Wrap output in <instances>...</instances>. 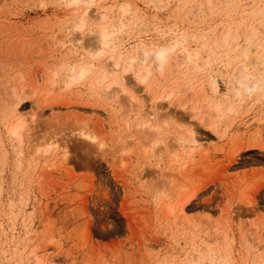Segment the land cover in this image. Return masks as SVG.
<instances>
[{
    "label": "rangeland",
    "instance_id": "obj_1",
    "mask_svg": "<svg viewBox=\"0 0 264 264\" xmlns=\"http://www.w3.org/2000/svg\"><path fill=\"white\" fill-rule=\"evenodd\" d=\"M147 1L104 0L99 4L106 8L105 21L89 19L77 33L70 28L77 11L62 0H0V264H189L190 257L197 264H216L218 260L220 264H264V90L262 94L254 91L242 101L227 90L230 74L241 65L248 66L251 76L264 74V69L257 71L261 65L244 61L240 53L245 38L251 36L247 35L249 27L261 19L264 22V18L252 21L254 0V6L246 7L240 15L241 8L232 10L236 0L229 6L212 0L213 13L203 0L188 2V6H183L184 0H171L167 6L165 0ZM121 6L129 8L124 23L131 20L130 33H118L120 38L116 35L115 41L124 40L116 45L122 56L115 50L112 61L104 55L97 64L88 54L95 45L94 35L88 31L100 26L99 22L112 25L110 29L115 31ZM199 7L205 15L196 11ZM95 9H89L90 15L98 17ZM173 22L188 34L213 27L209 47L214 31L219 37L229 26L234 30L242 23V27L232 34V47L222 55L210 57L203 49L204 40L187 43L189 50L201 52L202 67L204 60L214 61L207 73L205 69L196 72L189 65L179 67L177 49L168 59L162 81L155 77L148 88L141 90L142 86L133 83L136 80L132 74L142 64L136 61L130 73L123 71L132 54L129 49L136 44L145 49L157 46L166 40L160 38L158 30L173 26ZM263 35L264 27L255 43ZM74 37L85 50L67 43ZM261 42L255 45L259 50H252L251 59L262 55L264 40ZM236 44L239 49L232 54ZM116 60L120 62L112 77L110 66ZM87 64L92 68L86 76L64 85L70 66ZM152 71L155 74L154 66ZM103 73L106 80L97 83L96 77ZM209 76L218 80V93L209 86ZM112 79H117L127 96L134 85L139 87L136 97L140 102L135 111L140 110V114L141 101L148 110L153 96L167 94L174 82L177 84L170 100L159 102L164 106L161 113L172 115L169 127L162 128L160 140L151 137L148 127L147 131L143 126L132 128L141 115L130 121L124 118L129 104L125 93H118L119 103L110 98L112 94L104 93L103 87ZM189 80L195 83L192 93L184 87ZM116 86L109 89L113 95L119 90ZM200 94L206 95L204 99ZM194 102L201 113L206 106L220 105V119L212 120L213 113L206 107L207 113L195 111L199 114H195V120L191 112ZM201 115L207 117H202L203 123L199 121ZM205 119L213 121L216 132ZM15 123L21 125L19 142L10 135ZM188 130L198 140L199 148L196 143L192 161L178 176L173 171L176 163L170 149L177 146L180 136H188ZM84 135L95 138V142ZM157 143L158 148L151 146ZM178 146L179 154L183 149ZM62 147L66 156L61 159L57 150ZM148 149L151 154L143 151ZM179 204L184 206V216L178 211Z\"/></svg>",
    "mask_w": 264,
    "mask_h": 264
},
{
    "label": "bare ground",
    "instance_id": "obj_2",
    "mask_svg": "<svg viewBox=\"0 0 264 264\" xmlns=\"http://www.w3.org/2000/svg\"><path fill=\"white\" fill-rule=\"evenodd\" d=\"M63 1V3L65 4V5H67L66 7H74L75 9L74 10H76L77 11V14H76V16L74 17L75 18V23H73V25H72V27H71V24H70V28H71V30L72 31H74V32H77V33H79V32H81L82 30H83V28H85V26L87 25V23H88V21H89V19H91L92 21L94 20H100L101 22L102 21H105V16H106V8H105V6L102 4V6L100 5L101 4V2L102 1H104V0H62ZM111 1V0H110ZM152 0H148L147 2L149 3V2H151ZM164 0H157V2H155V3H161V2H163ZM171 0H165V6H167V5H170V2ZM202 1V0H201ZM204 2H205V5L208 7V9L210 10V13H213V12H211V4H213V2H212V0H203ZM214 1V0H213ZM216 1V0H215ZM215 1H214V3H215ZM219 1V0H218ZM224 2L226 5L229 3H231L232 2V0H220V2ZM181 2V1H180ZM188 2L189 3H191V4H194L193 2H195V0H184V2H183V6H188V5H190V4H188ZM197 3H198V6H200L201 8L203 7L202 5H204V4H202V3H199L198 1H196ZM203 2V3H204ZM251 2V3H250ZM254 2H255V6L253 5V0H236V5L235 6H233L234 5V2H233V9L232 10H234V9H239V8H241V9H239V11H238V13H239V15L240 14H242V12L244 11V9L246 8V7H251L252 5L254 6V8L255 9H253V16H252V21L254 20V19H256V18H258V17H260V19L261 18H264V0H254ZM62 3V4H63ZM100 3V4H99ZM223 3V4H224ZM188 4V5H187ZM215 4H219L218 2H216ZM221 4V3H220ZM224 4V5H225ZM229 4H228V6H229ZM158 5V4H157ZM223 5V6H224ZM225 5V6H226ZM64 6V5H63ZM92 6H95L96 7V11L99 13V14H97L98 15V17H95L96 15H94V16H91L90 14V12H89V9L92 7ZM100 6V7H99ZM191 7V6H190ZM200 7L199 8H197V12H202V10L200 9ZM236 7V8H235ZM64 8H65V6H64ZM165 8V7H164ZM213 8H214V5H213ZM223 8H225V7H223ZM227 8H229L230 9V7H227ZM190 9V8H189ZM207 9V8H206ZM73 10V11H74ZM99 10H100V12H99ZM209 10H207V11H209ZM214 9H212V11H213ZM95 11V12H96ZM103 11V12H102ZM132 11H133V9H132ZM189 11V10H188ZM190 11H193V10H190ZM196 11H195V13H196ZM237 10H235V12H236ZM116 12H117V10H116ZM119 12V18L121 17L122 18V20H116V22L118 21V24L116 25V27H114L115 28V31H114V29H113V31L110 29V27L112 26H108V25H101V23L99 22V24H100V26H92L93 27V30H89L88 31V33L91 35H94V37L93 38H95V45H93V47H94V49H91V51L90 52H88V54L91 56V57H93V58H95L94 60L95 61H97V64H99V61L101 60V58H104V55L106 56V55H108V56H106L107 58H109V61L111 60H113L114 59V55H116V54H118V48L116 49V45L118 46V45H120V43L121 42H124V40L123 39H120V40H122L120 43L116 40L115 41V39H118V38H120V35H121V33H125V34H128V32L130 31V29H129V26L131 25V20H130V22L128 23L127 22V24H125L124 23V21L126 20H124L123 21V19L125 18V16H126V14L129 12V8L127 7V6H121L120 7V11H118ZM218 12V11H217ZM203 14H204V12H202ZM209 13V12H208ZM216 13V12H215ZM238 13H237V15H238ZM197 14V13H196ZM199 14V13H198ZM73 15V14H72ZM108 15H109V13H108ZM107 15V16H108ZM205 15V14H204ZM209 15V14H208ZM213 15V14H212ZM211 15V16H212ZM239 15H238V17H239ZM206 17H207V15H206ZM105 18V19H104ZM120 18V19H121ZM135 18H136V16H135ZM131 19H133L132 17H131ZM205 19V18H204ZM90 20V21H91ZM127 20H128V18H127ZM242 20V19H241ZM241 20H240V22H241ZM264 20V19H263ZM70 21V20H69ZM236 21H238V20H236ZM236 21H235V23H236ZM71 22V21H70ZM137 22V21H136ZM140 22V21H139ZM193 22H195V21H193ZM193 22H192V24H193ZM244 21H242V23H243ZM248 22H250V20L248 21ZM145 23V22H144ZM174 24H175V22H173ZM172 23V24H173ZM196 23V22H195ZM209 23V22H208ZM227 23V22H226ZM238 23H239V21H238ZM242 23H240L239 25H237L238 27L241 25V27H242ZM103 24V23H102ZM108 24V23H107ZM133 24H135V23H133ZM132 24V25H133ZM173 24V26H171L170 25V27H165V28H160L158 31H160V32H158V31H156V32H158V35L160 36V38L162 37V38H164L165 37V39L166 40H164V42H163V40H162V42H160V43H158V45L157 46H155V47H152L151 49H145V47L142 45V44H136V46L134 47V49H129V50H131V52L130 53H132L131 54V56H129L128 57V59H127V62H125V65L123 66V71L124 72H127V73H130L131 71H132V69H133V66H134V63L136 62V61H139L141 64H139V66L141 65L142 67H138L137 69H136V71L138 70V72L136 73V74H132L133 76L135 75V82H133V83H136V85H138L139 87H141V90H142V88H148L150 85H151V83L153 82V81H155L156 79L157 80H159V81H162V76H163V71H164V68L166 67V65H167V63H169L168 62V59L170 58V56H171V54L175 51L176 52V50L177 49H179V51H178V64H179V67H181V66H187V65H189V66H192V68L193 69H195L196 70V72L197 71H199L200 73H201V70H204V72H206V70H208L209 68H210V66L212 65V63L214 62L211 58H208V59H206V60H204V62H203V64H204V66L202 67L200 64H199V62H200V56H202V54H201V52L200 51H197V49L196 50H189L190 48L188 47V45H187V43L190 41V40H204L206 43L204 44V43H202V44H204L203 45V49L204 48H206L207 50L206 51H208L207 53H209L210 54V57H214L215 55H217L218 53L219 54H221L222 55V53H226L227 52V50H229L230 49V43H231V41H230V43H229V40H230V38H231V36H232V34H234L235 32L237 33L238 32V27H236V28H234V30H232L231 28H230V26H229V28H226V29H224V31L222 32V33H220L221 35L218 37L217 36V31H214L215 33H214V36H212V35H210V37H214V39H213V43L210 45V47H209V44H210V42H208V40H210L209 38H208V36H209V34H211V33H213V27H209V29L208 30H206V32H202V33H198L197 31H195V32H193V33H190V34H188L187 32H186V30H184V29H182V28H179V27H177V25L175 24L174 25ZM244 24V23H243ZM154 25V24H153ZM196 25V24H195ZM225 25V24H224ZM247 25V24H246ZM133 26H135V25H133ZM184 26V25H183ZM236 26V25H235ZM113 27V26H112ZM132 27V26H131ZM157 27H158V25H157ZM172 27V28H171ZM225 27V26H224ZM245 27V26H244ZM262 27V32H261V30H260V28ZM263 27H264V22L262 21V19H261V21L256 25V26H253V27H249V29H248V32H247V35H251V36H248V38L246 37L245 39H246V41H245V43H246V45H245V47H244V49L241 51V49H240V53H241V57H242V59L244 58V61H252V65H254V66H258V65H261V66H259L260 68L259 69H257V71L259 70V72L260 71H262L263 69H264V46H261L260 47V49L261 50H263V52H262V55H263V58H261V56L262 55H260V56H258V55H254V57L251 59L250 57H251V53H252V50L253 49H258L259 50V48H256L255 47V45L256 44H259V46H260V42H261V44L263 43V40H264V35H263V37L260 39L259 38V40H258V42L257 43H255V39L257 38V37H259V34L260 33H263ZM68 28H69V26H68ZM140 28V27H139ZM143 28V27H142ZM218 28V27H217ZM88 29H89V27H88ZM133 29V28H132ZM136 29V28H135ZM157 29V28H156ZM155 29V30H156ZM70 30V29H69ZM149 30V29H148ZM155 32V33H156ZM118 33H120V35L118 34ZM130 33V32H129ZM75 34V33H74ZM119 35L118 36V38L116 37V35ZM258 34V35H257ZM76 35V34H75ZM91 35V36H92ZM76 37V36H75ZM75 37L74 38H70V39H68L67 40V43H70L71 45H73V46H75L76 47V49H81V50H85V48L83 47V46H80V45H78L77 43H78V41L79 40H77V39H75ZM122 37V36H121ZM156 38H158V37H156ZM161 38V39H162ZM236 38V37H235ZM234 38V42L236 41V39ZM161 41V40H160ZM118 42V43H117ZM117 43V44H116ZM233 43V42H232ZM236 43H237V41H236ZM62 44H63V42H62ZM110 45L112 46L111 48H110ZM122 45V44H121ZM63 46V45H62ZM202 46V45H201ZM238 46H239V44H236L235 45V48L234 49H231V50H233V53L232 54H235L234 52H236V49L238 48ZM257 46V45H256ZM122 47V46H121ZM125 47V46H124ZM231 47H232V45H231ZM255 47V48H254ZM262 47H263V49H262ZM74 48V47H73ZM120 49V48H119ZM200 50L202 49V48H199ZM198 49V50H199ZM239 49V48H238ZM115 50H117V52L115 51ZM123 50H125V48L123 49ZM123 50H121V51H123ZM235 50V51H234ZM133 51V52H132ZM201 51H203V50H201ZM74 52V51H73ZM77 52V51H76ZM114 52H116V54H112V53H114ZM127 52V51H126ZM123 53V52H122ZM122 53H120L119 52V54L118 55H121L122 56ZM239 53V54H240ZM87 54V55H88ZM218 54V55H219ZM231 54V53H230ZM230 54H228L229 56H230ZM232 54H231V56H232ZM238 54V53H237ZM226 56V54H223V56ZM227 55V56H228ZM103 56V57H102ZM121 56H119V57H121ZM226 56V57H227ZM228 56V57H229ZM230 56V57H231ZM80 57V56H79ZM105 57V58H106ZM209 57V56H208ZM235 57V56H234ZM81 58V57H80ZM79 58V59H80ZM106 58V59H107ZM207 58V57H206ZM216 58V57H215ZM223 58V57H222ZM236 58V57H235ZM238 58V57H237ZM98 59H100V60H98ZM84 60V59H83ZM105 60V59H104ZM170 60V59H169ZM216 60V59H215ZM217 60H218V58H217ZM226 60V59H225ZM224 60V61H225ZM78 61V60H77ZM81 61V60H80ZM106 61V60H105ZM108 61V60H107ZM106 61V62H107ZM148 61H151L149 64H147L148 63ZM104 62V61H103ZM120 62V61H119ZM119 62L116 60V61H113L112 63H113V65L112 66H110L111 68H112V73H111V75L110 76H112V77H115V74H117V72L115 71L116 70V68H117V66H118V64H119ZM232 62H233V59H232ZM243 62V61H242ZM76 63V62H75ZM74 63V64H75ZM227 63V62H226ZM251 63V62H250ZM202 64V65H203ZM215 64V63H214ZM213 64V65H214ZM111 65V64H110ZM122 65V64H121ZM251 65V67L253 68L254 66H252ZM86 66H88V64L86 65ZM85 65H82V66H80V67H78V68H75L74 66L73 67H69V69H68V74L66 75V79L64 80L65 82H63L64 83V85L65 86H69V85H71V84H73V83H75V82H78V81H80L84 76H86V74L91 70V66H88V67H86ZM109 66V65H108ZM152 66H154V68H155V74H154V72L152 71ZM239 66V65H238ZM116 67V68H115ZM122 67V66H121ZM114 68H115V70H114ZM106 69V68H105ZM110 70H109V72H111ZM123 71L121 72V73H123ZM135 71V72H136ZM187 71V70H186ZM209 71V70H208ZM103 72H104V70H103ZM183 72H185V71H183ZM188 72V71H187ZM259 72H257V74L259 73ZM263 72H264V70H263ZM133 73V72H132ZM203 73V72H202ZM207 73V72H206ZM234 73V72H233ZM232 73V74H233ZM179 74V73H178ZM232 74H230L231 76H232V78L230 77V83L229 84H227V85H229V87H228V92H230V94H232L233 96H234V99H236V100H241L242 101V99L244 98V97H251L250 95L254 92V91H258L257 93H259V92H261V94L263 93L262 91L264 90V74L263 73H261L262 75H255V74H252V75H254V76H251V73L249 74V72H248V66H240V67H238L237 69H236V72L232 75ZM122 75V77L124 78L126 75H124V73L123 74H121ZM124 75V76H123ZM130 75V74H129ZM168 75H170V74H167V76ZM177 75V74H176ZM179 75H181V74H179ZM178 76V75H177ZM183 76V75H182ZM122 77H121V79H122ZM156 77V79L154 80V78ZM184 77V76H183ZM183 77H181V78H183ZM167 78H169V77H167ZM208 79L210 78V87H211V89L212 90H214L216 93H218L217 91H218V88H219V82H218V80L216 79V78H214L213 76H209V77H207ZM121 79H119V80H121ZM165 79V78H164ZM55 80V79H54ZM61 80V79H60ZM106 80V75L103 73V74H100V75H98V77H96V82L97 83H101L102 81H105ZM125 79H122L121 81H123V82H126V80L124 81ZM122 82V83H123ZM52 83H53V81H52ZM160 83V82H159ZM197 83V82H196ZM56 84V83H55ZM102 84V83H101ZM194 84L195 83H192V82H190V80H189V82H187V83H185V86L184 87H186L185 88V90H187V91H189V93H192L193 92V89H194ZM61 85V84H60ZM96 85V84H95ZM112 85H117V79H112V81H110V83H108L105 87H103V91H104V93H106V94H112V96H110V98L111 99H117V102L120 100L119 98H118V93L119 92H123V93H125L124 92V90H123V88L121 87V86H119L118 87V85L116 86V87H118V89L119 90H117L118 92H116V94H114L113 95V93H111V88H112ZM122 85H124V83L122 84ZM125 85H127L126 83H125ZM134 85V84H133ZM132 85V86H133ZM136 85H134L135 87L133 88V90L131 91V94L129 95V96H127V93H125L126 94V100L129 102V104H128V110L126 111V113H125V115H124V118L126 119V120H128V121H130V120H135V117L136 116H138V114H139V116H140V119L138 120L139 121V123H138V121H135V125H133L132 126V128H134V126L135 127H139V126H143L144 127V129L143 128H140V129H143L144 131H147L145 128L146 127H148L149 129H151L152 130V132L150 131V135H151V137L152 138H159V140H160V136L163 134V129L162 128H168L169 126V119H170V117L172 116V115H170L171 114V112H170V114H169V112H167V113H161V111L163 110V108H164V106H163V104L162 103H159L160 101L162 102V101H166L167 99H169L170 100V97L173 95V94H175L176 92H177V84L174 82V84L168 89L169 90V93H165V92H162V94H160V96L159 97H154L153 95H151V96H153V104L151 103V107H150V109H148L147 110V108H145L146 106H144L145 104L144 103H142V101H141V110H142V112L143 113H141L140 114V110L138 111L139 113H136V111H135V109H137V103H139L138 102V98L136 97L137 95H138V92H139V87L137 86L136 87ZM160 85V84H159ZM62 87V86H61ZM116 87H114V88H116ZM60 88V87H59ZM104 88H105V90H104ZM111 91H110V90ZM113 89V88H112ZM156 90V89H155ZM154 90V91H155ZM166 90V89H165ZM167 90V91H168ZM184 90V91H185ZM211 90V91H212ZM116 91V90H115ZM146 91H148V90H146ZM198 90H196V92H197ZM199 92H201L202 93V91H199ZM198 92V93H199ZM215 92H214V94H215ZM204 93V92H203ZM106 94H105V96H106ZM121 94V93H120ZM152 94V93H151ZM205 94V93H204ZM149 95V94H148ZM200 95H202L201 97H203V96H206V95H203V94H200ZM123 96V95H122ZM155 96H157V95H155ZM226 96V95H225ZM261 96V95H260ZM262 96H264V94H262ZM124 97H125V95H124ZM144 97V96H143ZM230 97V96H229ZM120 98H122V97H120ZM199 98V95H198V97L196 96V98L194 99V101L197 103V101L199 100L198 99ZM260 98V97H259ZM145 99V98H144ZM198 99V100H197ZM203 99H204V97H203ZM261 99V98H260ZM264 99V98H263ZM142 100V99H141ZM152 100V99H151ZM168 100V101H169ZM177 100H179V99H177ZM115 101V100H114ZM122 101H123V99H122ZM146 101V100H145ZM148 101V100H147ZM173 101V100H172ZM176 100H174V102H175ZM185 101H187V100H185ZM191 101V100H190ZM123 102H125V100L123 101ZM144 102V101H143ZM188 102H189V99H188ZM193 103L194 104V106H192V108H191V112L194 114V116H193V118L196 116L195 114L198 112V113H200V114H203V112L205 111H207V110H205L206 109V107H205V109H202V110H204L202 113H201V107L200 108H198L197 107V105H196V103ZM237 102V101H236ZM239 102V101H238ZM119 103V102H118ZM148 103V102H147ZM171 103V102H170ZM233 103V102H232ZM240 103V102H239ZM144 104V105H143ZM188 104V103H187ZM190 104V103H189ZM234 104H236V103H234ZM134 105H135V107H134ZM173 105H174V103H173ZM209 105V104H208ZM229 105V104H228ZM230 105H232V104H230ZM178 106V105H177ZM183 107H185V104H183L182 105ZM189 106V105H188ZM204 107V106H203ZM222 107V106H221ZM238 107V106H237ZM208 109H210L211 111H212V113H213V115H211L212 117H210L212 120H214V119H220V114H221V108H220V105H218V104H215V105H209L208 107H207ZM184 109V108H183ZM198 109V110H197ZM197 110V112H195ZM232 111V108L230 107V108H228L227 109V112L228 113H230ZM191 113V114H192ZM197 113V116L199 115ZM207 113V112H206ZM205 113V114H206ZM167 114H169V115H167ZM190 114V113H189ZM192 114V115H193ZM122 114H120V116H121ZM166 118H165V117ZM196 116V117H197ZM205 116V118H207L206 117V115H204ZM204 116H202L201 115V119H202V117L204 118ZM195 117V120L197 119ZM123 118V119H124ZM163 118V119H162ZM168 118V119H167ZM180 118V117H179ZM201 119H199V121H202L201 123H203V119L201 120ZM17 120V119H16ZM168 120V122H166L165 123V121H167ZM206 121H208L207 119H205V122ZM204 122V123H205ZM218 122V121H217ZM19 123V122H18ZM18 123H15L9 130H10V135L15 139V140H17V139H19L18 138V132H19V128H20V126H19V124ZM20 123H22V122H20ZM168 123V124H167ZM207 124H208V126L212 129V131H214V132H216L215 130H216V126H214V124H213V121H210V119H209V121L208 122H206ZM124 125V124H123ZM193 125V124H192ZM129 127V126H128ZM140 129H138V131L140 130ZM148 129V130H149ZM188 129V128H187ZM193 129V128H192ZM143 130H142V132H143ZM129 132H130V130H128ZM133 131V130H132ZM141 131V130H140ZM126 132H127V130H126ZM125 132V133H126ZM135 132H137L136 131V129H135ZM142 132H140L141 134H142ZM189 133V134H188ZM187 134H188V136L186 137V138H183V137H179L178 138V144L176 143L175 145H179L178 147L181 149H183V151H181L180 150V152L181 153H177L176 151V149H177V146H173L175 149H173V147L170 149L171 150V152L170 153H172V157L174 158V163H176V166H175V168H173V171L175 172V173H177V175L178 176H182V175H180L182 172L181 171H183V169L190 163V161H192L191 159V155L193 154V152H195L194 150H195V147L197 146H195V144L197 143L198 144V140H196V138H194V135H193V132L191 131V130H188V132H187ZM126 135L127 136H129V133H126ZM85 136V138L87 139V140H89V141H91V142H95V138H93V137H90V136H86V135H84ZM125 136V135H124ZM165 136V135H164ZM199 139V138H198ZM153 140V139H152ZM20 141V139L19 140H17V142H19ZM128 141H130L129 139H128ZM143 141V140H142ZM126 142V141H125ZM144 142V141H143ZM63 143V142H62ZM149 143V142H148ZM147 143V144H148ZM162 143V142H161ZM159 144H160V142H159ZM158 143L157 144H150L151 146H153V145H155L157 148H158V145H159ZM201 144V143H200ZM50 145V144H49ZM61 145V144H60ZM63 145V144H62ZM126 145V144H125ZM125 145H123V146H125ZM150 146V147H151ZM154 146V147H155ZM169 146V145H168ZM55 147V146H54ZM61 147V146H60ZM120 147H121V145H120ZM131 147V145L129 146V147H127V148H130ZM155 147V148H156ZM200 147H202V145H200ZM143 148H145V147H143ZM146 148H147V145H146ZM157 148H156V151L158 152V150H157ZM198 148H199V144H198ZM54 149H56V148H54ZM173 149V150H172ZM128 150V149H127ZM179 150V149H178ZM122 151V150H121ZM145 153H148V151H149V153L151 154V150H143ZM156 151H155V153H156ZM198 151V150H197ZM55 152V151H54ZM65 152L66 151H64V147H62V149H61V151H59V150H57V154H58V156L59 157H61V155H62V157H61V159L64 157V156H66L65 155ZM123 152V151H122ZM126 152V151H125ZM144 152H143V154H144ZM169 152V151H168ZM156 154H158V153H156ZM64 155V156H63ZM146 155V154H145ZM65 158V157H64ZM173 171H171V172H173ZM173 172V173H174ZM171 179V178H170ZM168 181V180H167ZM170 181V180H169ZM183 181V180H182ZM177 186V185H176ZM179 187V186H178ZM181 187H182V185H181ZM180 188V187H179ZM183 189V188H182ZM182 189L180 190L179 189V191L178 192H180V191H182ZM162 190V189H161ZM178 190V189H177ZM163 191V190H162ZM173 196V195H172ZM177 198V197H176ZM187 198V197H186ZM187 199H189V198H187ZM186 199V200H187ZM182 200H183V197H182ZM183 204H184V202H183ZM183 204L181 205V204H179V210L178 211H180L181 212V214H183V216L185 215L184 214V212H185V210H184V206H185V204H184V206H183ZM175 205H178V203L177 204H175ZM181 205V206H180ZM174 207H176V206H174ZM175 209V208H174ZM173 213V212H172ZM179 213V212H178ZM186 213V212H185ZM180 214V213H179ZM185 218V217H184ZM174 220V219H173ZM258 246V245H257ZM251 249H253V248H251ZM256 253H258V252H256ZM212 255H214V254H212ZM19 256V255H18ZM210 256H211V254H210ZM212 257V256H211ZM210 257V258H211ZM213 257H215V255L213 256ZM212 257V258H213ZM264 257V256H263ZM209 258V259H210ZM212 258L210 259V261L212 260ZM214 259V258H213ZM189 264H197V261L194 259V257H190L189 259ZM215 262H216V260H214ZM219 261V260H218ZM217 261V263H219ZM211 263V262H210ZM216 263V264H217ZM39 264V263H38ZM220 264V263H219ZM223 264H225V263H223Z\"/></svg>",
    "mask_w": 264,
    "mask_h": 264
}]
</instances>
